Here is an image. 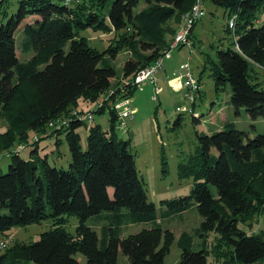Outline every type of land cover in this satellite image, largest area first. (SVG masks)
Segmentation results:
<instances>
[{
    "label": "trees",
    "instance_id": "16d2710c",
    "mask_svg": "<svg viewBox=\"0 0 264 264\" xmlns=\"http://www.w3.org/2000/svg\"><path fill=\"white\" fill-rule=\"evenodd\" d=\"M196 1L21 0L17 13L9 17L8 0H0V123L6 128L0 131V152L11 156L8 172L0 167V236L14 227L52 222L39 240L8 245L0 264H82L79 255L86 264H117L120 250L130 264H165L175 236L157 222L156 205L148 201L145 180L137 171L132 137H124L129 129L120 128L116 110L109 107V129L74 120L46 132L51 123L80 108L81 101L96 100L111 90L121 48L129 51L122 73L132 97L135 76L169 50ZM211 1L225 10L228 20L238 16L237 41L216 50L215 58L205 57L204 69L195 78L200 83L209 68L218 92L231 85V108L239 113L246 109L257 120L264 117V89L251 74L256 66L264 70V0ZM33 16L17 37L21 24ZM228 22L226 35L232 40ZM90 28L112 33L117 45L104 52L91 47L81 36ZM18 52L31 57L21 60ZM82 128L87 132L85 149ZM210 133L198 135V154L180 167L182 175L203 181L195 183L190 195L163 202L170 214L197 205L203 217L194 234L183 233L179 239V264H207L210 253L222 264H264V233L250 235L240 227L251 228L264 216V134L250 138L229 122ZM42 140L56 150L68 145V170L49 163L50 146L41 148ZM20 142L27 144L25 149L34 147L29 159L14 149ZM71 216L79 225L70 233L66 224ZM95 217V223H103L101 237L87 225ZM140 223L153 226L122 238L125 225ZM211 233L216 235L212 251L192 250L195 236Z\"/></svg>",
    "mask_w": 264,
    "mask_h": 264
},
{
    "label": "rangeland",
    "instance_id": "374dc122",
    "mask_svg": "<svg viewBox=\"0 0 264 264\" xmlns=\"http://www.w3.org/2000/svg\"><path fill=\"white\" fill-rule=\"evenodd\" d=\"M21 0H8L6 3L7 16L11 17L17 13L19 9V2ZM205 17L198 21L195 32L191 36V44L195 43L197 47L183 45H172L179 33V27L176 36L170 43L169 50L170 57L164 58L163 61L165 70L158 71L154 78L157 82V87L160 88L159 98L156 96V101L153 100L154 88L151 84L145 85L143 90H137L131 97L130 107L132 109L133 118L128 121L129 134H132L131 149L136 155V167L139 175L145 180L147 197L150 203L156 205L157 222L164 228L169 229L174 233L175 241L170 249V253L165 259V264H179L182 257V249L179 247V239L183 233L194 234V231L199 228L203 222V217L197 209V205H193L188 210L182 213L170 214L168 207L163 203L168 200L177 199L191 194L195 183L198 181L192 174L182 175L180 167L187 165L192 156L198 154L200 141L199 134L210 133L211 125L214 119L219 118V110L224 111L225 115L229 117L227 122L234 123L237 130L249 134L250 138L264 134V117L257 120H252L246 109H241V112H235L231 108L232 88L229 83L223 86V90L217 91L215 81L210 77L211 71L205 69V74L201 77V91L200 95H196V100L193 104H187L183 100L185 90L180 87L181 83L178 81V70L183 64H190L191 70L195 77L199 78L203 71L205 57L215 58V51L219 48H225L237 41L235 35L231 32L232 40L227 38L226 24L232 17L227 19L225 10L217 7L211 0H203ZM8 17V18H9ZM34 16L26 19L20 26L18 36L27 23L34 21ZM261 21H264V9L260 16ZM7 18L5 19V22ZM81 36L88 39L91 47L96 48L99 52H104L109 47L117 45V39L112 33H97L94 29H86L81 32ZM23 37V36H22ZM19 39V38H18ZM233 42V43H232ZM19 53V52H18ZM21 60H27L31 57L24 56L19 53ZM129 56V51L126 48H121L120 52L114 61V67L117 72V77L113 80L111 90L100 96L98 99L85 101L80 104V108L73 109L66 117H62L56 122L48 126L47 134L54 129H57L58 122L64 120H71L77 115L94 114V124L101 125L104 129L110 128V111L108 104L115 101V95L118 93L121 85L127 79L123 78L122 64ZM164 57V56H163ZM162 57V58H163ZM167 73V75L165 74ZM251 78L264 89V70L256 66L252 69ZM178 82V88H174L172 82ZM177 85V84H176ZM179 92V93H178ZM110 93L112 96L110 97ZM97 101V102H96ZM91 102V103H90ZM96 102V103H95ZM90 103V104H89ZM89 104V105H88ZM187 106L186 112H180V109ZM191 106L192 109H188ZM100 108V112L95 110ZM184 109V108H183ZM195 110V114H193ZM77 113V115H75ZM4 123H0V131H4ZM82 133V147L87 146L86 136L87 132L84 128L80 130ZM128 133V132H126ZM122 135V136H123ZM26 143H18L15 145V150H21L20 156L24 159L30 158L33 146L25 149ZM49 145L50 142L42 140L40 147ZM52 151V152H51ZM46 151L41 152V158L45 156ZM217 153V152H216ZM46 154H49L48 161L52 166L68 170L71 163V154L66 143L61 144L56 150L55 145H51ZM11 163V156L8 152H0V167L3 173H7ZM210 190L214 197L217 198V190L210 185ZM49 210V209H48ZM97 217L88 220L87 225L92 227L98 235H102L103 223H95ZM79 225V219L71 216L68 218L66 229L71 233L74 232ZM151 223H140L125 225L123 228L122 238L129 235L137 234L144 229H151ZM241 225L240 227L247 231L248 234L264 233V216L261 215L253 225ZM52 229V222L50 219L44 220L41 223H35L28 226L14 227L7 231L5 235L0 236V241H6L9 248L14 242L32 243L39 240L41 234ZM216 235L211 233L207 238H194V246L192 250L207 249L212 251L215 243ZM79 260L82 264H86V258L79 255ZM23 264H35L34 262H23ZM117 264H130L129 259L120 250L118 253ZM207 264H222L217 262L214 254L208 255Z\"/></svg>",
    "mask_w": 264,
    "mask_h": 264
},
{
    "label": "built area",
    "instance_id": "2783aa9c",
    "mask_svg": "<svg viewBox=\"0 0 264 264\" xmlns=\"http://www.w3.org/2000/svg\"><path fill=\"white\" fill-rule=\"evenodd\" d=\"M80 0H67V3L77 2ZM206 15L203 0H197L192 7L191 11L188 12L186 15H184V21L183 26L180 29L179 33L177 34V37L172 45L173 48H176L175 46H191V40L190 35L193 29V26L198 23V21L202 20ZM238 16L235 15L230 19L228 22V28L230 31L235 35L236 30V24H237ZM236 40V37H235ZM170 57V51H166L164 54V57L157 60L153 65L147 67L146 69H143L140 73H138L133 82L130 84V87L137 88V90H143L145 85H148L149 83L154 85V97L153 99L156 101V96H158L160 92V88L156 85V80L154 78L155 74L163 69V61L164 58ZM178 81L181 83L180 87H182V90L186 91L183 95V100L187 102V104H193L196 100V95H200V91L202 89L200 83L195 78L194 73L191 70L190 64L186 63L180 66L178 70ZM177 84V85H176ZM173 87L176 89L178 88V82L176 80L172 82ZM179 89V88H178ZM130 95V89H127L124 85H121L118 93L115 95V101H111V104H108V106L112 109H115L118 115V123L120 128L123 131H126L128 129V121L133 118L132 109L130 107V101L131 97ZM112 96V93H110V97ZM184 108V109H183ZM183 108L180 109V112H186L187 106L185 105ZM98 109V108H97ZM96 111V110H95ZM77 115V113H75ZM74 120H80L85 121L89 124H94V114L90 113L87 115H77L75 118L71 120H64L62 122H58L56 125L57 128H61L63 126H68L71 121ZM8 242L6 241H0V254L3 253V251L8 247Z\"/></svg>",
    "mask_w": 264,
    "mask_h": 264
},
{
    "label": "crops",
    "instance_id": "0c3cea01",
    "mask_svg": "<svg viewBox=\"0 0 264 264\" xmlns=\"http://www.w3.org/2000/svg\"><path fill=\"white\" fill-rule=\"evenodd\" d=\"M128 58V57H127ZM126 61V60H125ZM125 61L123 62V64H122V69H123V66H124V63H125ZM165 61V60H164ZM165 70V66H164V63H163V69H161L160 71H164ZM166 75H167V73H165ZM174 82V81H173ZM149 84H151V83H149ZM148 84V85H149ZM152 86H153V88H154V85L153 84H151ZM156 85H157V82H156ZM162 93V92H161ZM179 93V92H178ZM153 94H155V93H153ZM160 95V94H159ZM159 95H158V98H159ZM153 98V97H152ZM154 100V99H153ZM155 101V100H154ZM192 107L193 106H191L189 109H192ZM218 115H219V118L218 119H214V121L212 122V125H211V131H214V130H218V129H220L228 120H229V117L228 116H226L225 115V113H224V111H222V110H219V113H218ZM128 129H129V127H128ZM128 133H129V130H128ZM130 136H132V134L130 135Z\"/></svg>",
    "mask_w": 264,
    "mask_h": 264
},
{
    "label": "clouds",
    "instance_id": "9594fccd",
    "mask_svg": "<svg viewBox=\"0 0 264 264\" xmlns=\"http://www.w3.org/2000/svg\"><path fill=\"white\" fill-rule=\"evenodd\" d=\"M189 109V108H188ZM191 110V109H190Z\"/></svg>",
    "mask_w": 264,
    "mask_h": 264
}]
</instances>
